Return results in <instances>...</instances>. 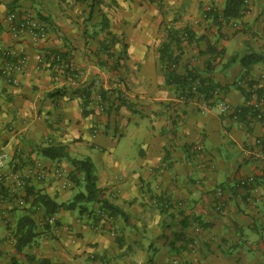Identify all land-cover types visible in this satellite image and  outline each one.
<instances>
[{"label":"crops","instance_id":"0c3cea01","mask_svg":"<svg viewBox=\"0 0 264 264\" xmlns=\"http://www.w3.org/2000/svg\"><path fill=\"white\" fill-rule=\"evenodd\" d=\"M224 6L225 0H0V66L3 49L29 58L19 87L0 76V149L7 157L0 181V264H264V122L230 117L246 102L235 85L245 74L241 59L264 57V0H250L247 14L231 24L218 26L206 17ZM10 13L33 14L47 38L14 41L5 23ZM108 39L112 57L103 50ZM169 42L179 56L177 76L210 79L228 87L226 93L182 100L161 62ZM53 53L75 64L77 85L51 65L40 68ZM119 58L117 70L106 68ZM247 78L262 91L264 114V59ZM98 93L107 104L104 113L97 110ZM219 102L231 112L222 113ZM53 146L93 163L103 198L120 211L113 218L117 236L95 229L99 204L84 213L60 210L57 231L38 208L39 236L18 252L16 227L38 192L58 204L85 192L83 182L70 181L68 159L38 153ZM196 146L203 147L197 157ZM36 164L60 168L71 186L64 189L53 175L37 181L30 174ZM18 176L27 178L25 188L16 187ZM251 176L256 192L239 186ZM218 189L224 191L222 211ZM160 200L170 202L167 214Z\"/></svg>","mask_w":264,"mask_h":264},{"label":"trees","instance_id":"16d2710c","mask_svg":"<svg viewBox=\"0 0 264 264\" xmlns=\"http://www.w3.org/2000/svg\"><path fill=\"white\" fill-rule=\"evenodd\" d=\"M248 1L250 2V0H225V6L222 11L212 10L210 11V14L206 15V17L208 19H211L213 23L217 24L218 26H221L223 24H231L233 21L239 20L247 14V12L249 11V7L246 2ZM185 32L183 33V35L185 34L188 41L191 42L192 38L189 31ZM112 43V39H108L103 44V50L108 57L113 56V48L111 46ZM178 44L179 43L177 41V45ZM160 53L161 62L165 71L167 82H176L179 84V87L181 89L180 98L185 97L193 100L197 94H202L206 97V99L215 100L217 99L218 95L225 94L228 90V87H223L219 84H216L210 79L198 78L192 73H188L186 77L177 76L175 73V68L178 65L177 63L179 60V56L174 55L171 42L164 44L161 48ZM64 57L68 58L66 54L64 55ZM46 59L48 62H51L54 69V63L51 61L50 56H48ZM263 59L264 57L257 53L246 55L241 59L240 63L245 70V74L241 78L240 82L236 83L235 85L237 89H239L244 94L246 102L243 107L235 110L234 113L230 115L232 119L243 121L246 119V117L250 116L258 120V109L256 105L262 99V91L256 87V84L254 82L248 80L247 74H249V71L253 65L257 64ZM119 61L120 58L116 62L115 66L113 64V67L111 66L106 68L110 70H117L120 66ZM241 83H247L249 86V90L243 88ZM195 84L196 91L193 92V85ZM88 93L89 91L86 90L83 94L85 97H88ZM254 99H256L255 102ZM38 153L42 157L49 160H61L64 158L68 159L74 168L71 178H69L70 181L75 185H79L83 182L85 185V192L77 194L74 197L73 201L67 204H58L47 195L38 192L36 194L37 196L35 197L30 212L28 213V215L23 216L17 224L16 249L18 252H22L25 248L33 244L36 238L39 236L37 232L36 220L34 218V215L36 214L38 208L45 211V220L56 215L62 209L75 211L79 210L80 213H84L88 210L87 205L90 204L101 205L100 212H109L113 218L117 213H120L118 208L114 207L103 198V191L97 187V178L95 176L94 165L90 160L72 159L68 156L65 149L59 146L40 148L38 150ZM253 187L254 186H247L243 188H249L252 190ZM167 202L169 203V208L167 210L163 209L166 214L172 207L170 202ZM95 218L96 221L101 220L100 215L95 216Z\"/></svg>","mask_w":264,"mask_h":264},{"label":"built area","instance_id":"2783aa9c","mask_svg":"<svg viewBox=\"0 0 264 264\" xmlns=\"http://www.w3.org/2000/svg\"><path fill=\"white\" fill-rule=\"evenodd\" d=\"M24 1V0H20ZM248 7L250 8V2H246ZM5 23L7 24V32L11 36V38L18 42L22 39H24L26 36H31L35 40H45L47 38V29L42 24V22L37 19L33 14L31 13H24V14H18V13H10L5 18ZM3 64L0 66V76L3 77L7 83L14 87H19L21 85V78L23 76H26L28 74V63L29 58L27 55L22 53L21 51L17 49H3ZM51 61L54 63V70L56 73H62L65 74L70 82L73 85H77L81 74L79 73V70L76 68L75 64L71 61V59L68 57H64L61 53L56 54H50ZM52 66L51 62H48L47 59H42L40 68L49 67ZM60 77L56 76L55 80L59 81ZM196 91V84L193 85V92ZM256 98V97H255ZM182 100L189 102L192 99L182 97ZM96 102H97V110L101 113H104L107 110V104L105 101V98L102 93H98L96 95ZM255 102V101H254ZM260 103V102H259ZM257 103L256 107L258 109V120L264 122V114L260 110V104ZM219 109H221L222 113L228 114L231 112L230 106H228L224 102H219L218 104ZM234 111L232 112V114ZM99 135V130L94 129L93 130V136L96 137ZM259 146H261V142H258ZM203 151L202 146H196L194 148V154L195 156L201 155ZM261 158L264 162V152H262ZM7 159L6 155L4 154L3 150L0 149V181L4 179L3 173L1 171L2 164ZM30 174L34 177H36L37 181L44 182L46 179L53 175L55 178L61 181L62 187L64 189H67L71 186V183L68 178H64V174L61 171L60 168H46L41 164H36L34 166V169H31ZM15 184L18 189L25 188L28 185L27 178L23 177H15ZM240 187H247V186H254L252 191L256 192L258 189L256 188V178L246 177L239 181ZM217 195L219 198V204L217 206L218 211H222L225 209V202L223 200L224 198V191L222 189L217 190ZM157 205L167 210L169 207V203L167 200H160L157 201ZM99 215L101 216V220L95 222L94 227L95 229L99 230L100 232L109 234L110 236L116 238L117 236V228L113 222V217L110 215L109 212L101 211L99 212ZM46 224L53 227L56 231L59 229L57 220L54 216L49 217L46 220ZM196 233L201 232V228L196 227L195 228ZM171 264H183L178 260H172Z\"/></svg>","mask_w":264,"mask_h":264}]
</instances>
